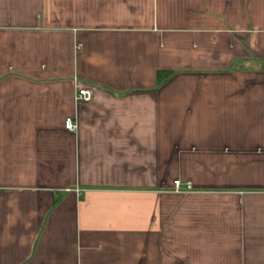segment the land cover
I'll return each instance as SVG.
<instances>
[{"label": "crops", "instance_id": "obj_1", "mask_svg": "<svg viewBox=\"0 0 264 264\" xmlns=\"http://www.w3.org/2000/svg\"><path fill=\"white\" fill-rule=\"evenodd\" d=\"M0 264H264V0H0Z\"/></svg>", "mask_w": 264, "mask_h": 264}, {"label": "built area", "instance_id": "obj_2", "mask_svg": "<svg viewBox=\"0 0 264 264\" xmlns=\"http://www.w3.org/2000/svg\"><path fill=\"white\" fill-rule=\"evenodd\" d=\"M92 99V95L88 90H81L78 92V94L75 97V100L77 102H90ZM65 129L71 133H74L77 131V123L73 119H67L65 122ZM192 190V187L190 184H187L186 189H182L181 182L176 181L174 182V191L176 193H185L190 192Z\"/></svg>", "mask_w": 264, "mask_h": 264}, {"label": "trees", "instance_id": "obj_3", "mask_svg": "<svg viewBox=\"0 0 264 264\" xmlns=\"http://www.w3.org/2000/svg\"><path fill=\"white\" fill-rule=\"evenodd\" d=\"M172 73L170 72H158L157 74V81L158 84L164 83L169 77H171Z\"/></svg>", "mask_w": 264, "mask_h": 264}]
</instances>
